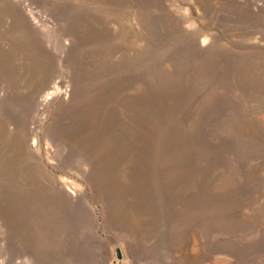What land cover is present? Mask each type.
Here are the masks:
<instances>
[{
  "label": "rangeland",
  "instance_id": "obj_1",
  "mask_svg": "<svg viewBox=\"0 0 264 264\" xmlns=\"http://www.w3.org/2000/svg\"><path fill=\"white\" fill-rule=\"evenodd\" d=\"M0 264H264V0H0Z\"/></svg>",
  "mask_w": 264,
  "mask_h": 264
},
{
  "label": "water",
  "instance_id": "obj_2",
  "mask_svg": "<svg viewBox=\"0 0 264 264\" xmlns=\"http://www.w3.org/2000/svg\"><path fill=\"white\" fill-rule=\"evenodd\" d=\"M116 252H117L118 259H122L123 258V253H122V250H121V248L119 246L116 248Z\"/></svg>",
  "mask_w": 264,
  "mask_h": 264
}]
</instances>
